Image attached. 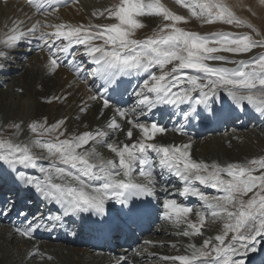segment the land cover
I'll list each match as a JSON object with an SVG mask.
<instances>
[{
    "label": "snow or ice",
    "instance_id": "snow-or-ice-1",
    "mask_svg": "<svg viewBox=\"0 0 264 264\" xmlns=\"http://www.w3.org/2000/svg\"><path fill=\"white\" fill-rule=\"evenodd\" d=\"M75 2L28 0L36 12L45 17L56 16L59 7ZM176 3L186 8L190 15L176 14L161 0H119L118 4L99 13L104 16L106 12L118 21L116 23L73 25L42 23L37 19L26 26L24 20L13 21L9 31L0 35V45L3 46L0 60L7 58L4 49H12L19 41L36 37L42 42L37 46L48 52L50 73H56L71 55L68 64L72 71L78 75L88 71V75L101 82L88 99L103 102L101 116L104 115L103 109H111L114 114L103 128L83 134H66L64 119L51 125L47 118L33 121L27 127L35 137L28 141L20 140L23 131L20 123L10 124L8 127L14 129L11 138H0V162L13 170L17 165L38 169L41 176H29L24 172H17V175L45 200L59 205L64 215L81 212L102 215L109 200L124 205L134 198L153 196L157 184L155 169L158 167L161 177L168 172L183 182L180 196L198 198L203 205L193 209L175 199L164 202V218L176 226L187 225L179 235H203L206 218L223 221V230L219 234L204 239L200 246L190 243V254L163 256L161 259L172 264H245L248 253L255 252L257 245L264 242V156L225 165L197 162L191 159L190 144L164 146L153 142L157 134L166 129L156 122H141L140 117L158 105L188 104L192 112H195L192 104L208 109L220 92L226 93L236 105L243 106L246 102L264 115V52L253 53V49H264V38L257 40L247 33L214 31L200 34L185 30L178 25L195 18L205 25L219 21L245 26L260 35L253 25L237 18L223 0H176ZM145 16L160 17L168 23H161L158 30L144 39L134 38L136 30L144 27L137 17ZM74 46H83L82 55L88 57L95 68L81 67L77 62L78 54L70 53ZM219 53L253 54L248 59H232ZM227 64L234 66H224ZM169 65L171 68L167 67ZM2 67L3 63H0ZM144 74L147 78L134 92L138 99L132 108L117 107L120 101L110 103V92L123 94L120 90L124 80L121 78ZM85 110L80 109L81 112ZM184 116L188 119L189 113L185 112ZM117 118L130 125L126 133L129 139L134 129L139 130L137 140L130 144L106 143L110 133L123 131ZM174 130L183 132V128ZM90 142L91 147H85ZM105 144L118 157V163L114 159H104L96 150L97 145ZM34 148L40 153L33 151ZM150 152L156 154V160L150 157ZM41 160H48L49 165L45 167L38 163ZM137 168L138 175L144 178L143 183L133 179ZM197 182L221 195H207ZM190 214L197 217L198 223L188 219ZM54 219L60 220L61 217ZM15 230L21 237L31 239L35 228L29 222ZM37 254L30 253L32 256ZM120 259L124 260V257Z\"/></svg>",
    "mask_w": 264,
    "mask_h": 264
},
{
    "label": "bare ground",
    "instance_id": "bare-ground-1",
    "mask_svg": "<svg viewBox=\"0 0 264 264\" xmlns=\"http://www.w3.org/2000/svg\"><path fill=\"white\" fill-rule=\"evenodd\" d=\"M161 2L176 14L185 17L190 15L186 8L180 4L177 5L176 0H161ZM223 2L231 5L235 16L244 18L254 28L263 31L259 21L262 18L264 20V0H223ZM118 3L119 0H77L66 8L58 9L56 16L45 17L39 15L28 0H0V35L7 33L13 21L17 20H24L26 26H30L37 19L42 23L66 22L73 25L116 23L118 21L109 17L106 12L104 16H100L99 13ZM94 12L97 15L94 16ZM249 12L252 13L251 17L246 15ZM29 17L31 20L28 19ZM137 19L144 25L143 28L136 30L134 38L137 39L146 38L153 31L158 30L161 23H168L155 16L137 17ZM178 26L200 34L229 29L226 24L219 21L212 25H205L195 18L189 19L187 24L182 23ZM41 43L36 37H30L19 41L12 49H4L8 55L6 59L0 60V63H3V67L0 68V128L4 126L0 129V138H11L14 129L8 126L20 123L23 128L20 140H31L35 134L30 133L27 125L33 121H43L45 118L49 125L64 119L63 127L67 129L66 134L69 135L103 128L108 118L113 116V110L103 109L104 115L101 116L103 102L88 99L97 91L101 82L88 75V71L79 75L72 71L68 64L71 55L56 73H50L47 67L48 52L42 51L37 46ZM2 47L0 45V48ZM83 51V46H74L70 53L78 54L77 62L82 68L87 70L95 68L88 57L82 55ZM219 54L225 55V53ZM228 55L232 59H248L252 53L239 56L228 53ZM5 65L8 66L4 68ZM167 67L171 68V65ZM153 71L158 70L153 69ZM146 78L147 74L121 78L125 80L120 90L123 94L113 95L110 92V103L115 104L120 101L117 107L132 108L138 99L134 92L139 90L138 86H141ZM124 89L127 91L125 92ZM99 90L102 91V89ZM6 96L14 103L4 101ZM15 104L21 109L20 115L16 109H13ZM191 107L195 108V112L191 111L188 104L158 105L151 112L141 116L140 120L149 124L156 122L166 129L164 133L157 134L153 141L155 143L164 146L190 144L191 159L197 162L209 164L216 162L225 165L230 162L243 163L252 158L264 156V115L257 112L252 105L246 102L243 106L236 105L226 93L220 92L218 98L210 102L208 109H205L203 105L195 104ZM81 108L86 110L81 112ZM30 110L32 114L28 116ZM185 112L189 113L188 119H185ZM238 116L241 117V121L238 120L234 124L233 121ZM117 119L122 124L123 131L110 133L106 143L130 144L137 140L139 130L134 129L133 136L129 139L126 133L130 125L124 119ZM228 124L231 126L228 127ZM179 128H183V132L174 130ZM204 130L207 131L204 133ZM85 147H91V142ZM96 150L104 159H114L118 163V157L106 147V144L97 145ZM33 151L40 153L39 149L34 148ZM149 155L153 160L157 159L155 153L150 152ZM38 163L45 167L49 165L48 160H41ZM138 171L137 168V171L133 173V179L137 183L145 182L144 178L138 175ZM17 172H24L29 176L42 175L38 169L17 165L13 170L0 162V210L9 211L6 217L0 214V264H172L171 261H164L161 257L190 254L191 250L188 248L190 243L200 246L204 239L214 237L223 230V221L206 218L202 228L203 235L194 237L179 235L178 233H181L187 225L176 226L172 221L165 219L164 202L167 199H175L178 203L193 209L202 208V202L195 197L180 196L179 190L182 189L183 182L168 172H164L161 177V169L156 167L155 194L148 197L154 212L148 217L150 224L143 227L147 230L143 234H137L130 228L126 238L128 241L132 240L133 244L119 248L116 253L108 252L106 244H102V238L120 227V223L125 222L126 219L121 215L122 210L118 208L120 203L109 200L102 215L92 212L64 215L59 205L45 200L35 188L19 178ZM197 186L209 196L221 195L215 189L199 185L198 182ZM127 208L131 206L127 205ZM36 209H40L41 214L33 216ZM148 209L149 207H141L140 210H134L133 214L137 215L136 220L144 214L149 215ZM56 216H60L61 219H54ZM188 219L198 223L194 214H190ZM154 221L159 224L155 230L152 229L151 224ZM29 222H32L35 228L31 239L21 237L15 230L17 226L25 227ZM138 227L141 229V226ZM117 232L115 238L118 245L119 238L126 234L124 229ZM158 233L163 237L157 236ZM71 237L74 238L73 243L70 242ZM145 241L152 243L145 244ZM144 249L147 251H143ZM34 252L39 254L30 255ZM137 252L142 254L136 255ZM48 257L51 259L49 260ZM120 257H124V260ZM263 259L264 242L257 245L255 252L248 253L245 264H260Z\"/></svg>",
    "mask_w": 264,
    "mask_h": 264
},
{
    "label": "rangeland",
    "instance_id": "rangeland-1",
    "mask_svg": "<svg viewBox=\"0 0 264 264\" xmlns=\"http://www.w3.org/2000/svg\"><path fill=\"white\" fill-rule=\"evenodd\" d=\"M82 2H84V1H82ZM85 3V2H84ZM224 3V2H223ZM178 5V4H177ZM228 6H229V9L232 11L233 9L231 8V5L230 4H227ZM83 6V5H82ZM177 7H179V6H177ZM252 13L251 12H249V13H247L246 15H248V16H252L251 15ZM237 18H239V19H241V20H244V18H241L240 16H236ZM245 21V20H244ZM263 25V26H262ZM259 26H260V28L261 29H263V31H259L258 30V28H255L256 29V31H258L259 33H260V35L259 36H257L256 35V33L255 32H253V30H251L250 28H248V27H245V26H236V25H227L226 24V27L228 28L229 27V29H227L228 31H226V32H232V33H234V34H244V33H247V34H249V35H251L254 39H257V40H259V39H261V38H264V20H263V18L262 19H260V21H259ZM237 29V30H236ZM262 34H263V36H262ZM254 52H256V54H258V52L259 53H262V52H264V49H260V48H256V49H253V53ZM252 53V54H253ZM225 55L226 56H229L228 55V53H225ZM7 62H10V60H7ZM6 66H8V65H5L4 66V68L6 67ZM4 101H7L8 103H14L13 101H11L7 96L5 97V100ZM31 105H33L32 104V102H31ZM13 109H16V111L19 113V115H20V113H21V109H20V107L17 105V104H15V106H14V108ZM32 110V109H31ZM30 110V113H29V115L28 116H30L31 114H32V111ZM8 113H10V111L8 112ZM238 119V118H237ZM236 121H238V120H236ZM239 121H241V120H239ZM231 125H228V127H230ZM232 127H233V125H232ZM1 128H4V126L3 127H1ZM0 128V129H1ZM3 214H7L8 215V212H6V211H4V213ZM36 214H38V212L36 213ZM35 214V215H36ZM6 215V216H7ZM159 226V224H157L156 222H154L153 223V225H152V227L155 229V228H157ZM157 236H159L160 238H161V236L163 237V235L162 234H159L158 233V235ZM159 237H156L155 236V238H159ZM120 248V247H119ZM118 249V248H117ZM12 253V252H11ZM2 256H3V254H1ZM10 255V254H9ZM260 264H264V259L260 262Z\"/></svg>",
    "mask_w": 264,
    "mask_h": 264
}]
</instances>
